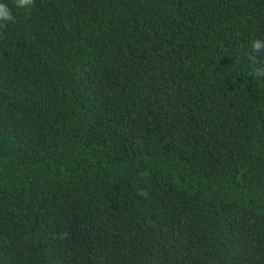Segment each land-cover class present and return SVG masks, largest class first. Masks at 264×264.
<instances>
[{
  "label": "trees",
  "instance_id": "trees-1",
  "mask_svg": "<svg viewBox=\"0 0 264 264\" xmlns=\"http://www.w3.org/2000/svg\"><path fill=\"white\" fill-rule=\"evenodd\" d=\"M0 3V264H264V0Z\"/></svg>",
  "mask_w": 264,
  "mask_h": 264
},
{
  "label": "clouds",
  "instance_id": "clouds-1",
  "mask_svg": "<svg viewBox=\"0 0 264 264\" xmlns=\"http://www.w3.org/2000/svg\"><path fill=\"white\" fill-rule=\"evenodd\" d=\"M16 8H26V6H31L34 0H14ZM16 23V17L13 14L12 8L7 3H0V29H3L11 24ZM260 54H264V38L253 39L250 42V49L247 53V62L249 67V75L255 78H264V66H259L264 64L261 61ZM147 196V192L141 193ZM62 236H66L67 233H62Z\"/></svg>",
  "mask_w": 264,
  "mask_h": 264
}]
</instances>
